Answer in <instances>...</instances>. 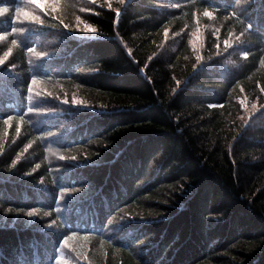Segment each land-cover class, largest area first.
Returning a JSON list of instances; mask_svg holds the SVG:
<instances>
[{
  "label": "trees",
  "instance_id": "16d2710c",
  "mask_svg": "<svg viewBox=\"0 0 264 264\" xmlns=\"http://www.w3.org/2000/svg\"><path fill=\"white\" fill-rule=\"evenodd\" d=\"M28 2L0 0V264H264V0L244 14L251 35L223 56L213 53L240 26L200 33L206 13L225 15L234 0L91 4L80 18L93 40L53 26L46 6L59 0ZM30 6L51 23L37 24ZM176 32L177 52L161 50ZM201 42L212 59L192 72ZM245 51L239 66L224 63ZM47 144L70 158L42 162ZM72 232L88 234L87 259L58 251Z\"/></svg>",
  "mask_w": 264,
  "mask_h": 264
},
{
  "label": "clouds",
  "instance_id": "9594fccd",
  "mask_svg": "<svg viewBox=\"0 0 264 264\" xmlns=\"http://www.w3.org/2000/svg\"><path fill=\"white\" fill-rule=\"evenodd\" d=\"M96 2V0H59L57 3H52L50 5H47V12L48 16H51L53 18L57 19L56 24H54V27L57 28H66L69 31L72 30H78V31H87L90 27L89 22L86 20H82L80 18V14L88 11L89 6ZM190 4L196 6V0H189ZM252 3V0H234L232 8L228 10V12L225 15H221L217 17L215 15L216 12L219 11V9H213L212 13H206L205 18H207L204 21V32L200 33L201 39L205 35V32H212L213 36H216V34L220 31V29L223 27L226 20H233L235 25L240 26L239 35L235 33V30H233V40L226 44L223 48L218 49L213 55L216 56H223L225 53H228V49L233 46V43H240V37H245L251 35V31L253 29V25L250 22H246L244 19V14L246 13L247 7ZM115 4V9H120L124 7L125 0H112L111 7L113 8ZM108 6V5H105ZM32 7L33 12L36 14L32 19L35 20L37 24H49L51 21L47 18H44V12L41 11V8L39 6H30ZM171 7H182V5L173 4ZM54 10V11H53ZM9 14V10L6 8L0 6V16ZM185 13H181V18H183ZM197 23H201V21H198ZM188 24H185V27H188ZM18 34L24 33L26 31V28L19 27L15 30ZM191 35V33H189ZM181 36V32L172 33L171 36L169 34L166 35L165 41L171 39L173 41L172 44L164 43L160 45V49L164 50L165 47H168L169 50L173 53L177 52V48L179 45V41L176 39L177 37ZM201 41V40H200ZM14 43V42H13ZM192 47V52H197V48L192 46V41L189 40L187 42ZM15 47H18V45H14ZM36 48H32L26 51V56H31L34 52H36ZM13 49L12 48H6L3 56L9 57L12 54ZM199 51L202 53L201 55H197L195 57L194 63H192L191 68L192 72L204 61L212 59V55L205 56L203 53L206 51V46L203 42L200 43ZM47 51H39L38 56L40 55H47ZM153 55H156V53H153ZM233 54H228L226 59L224 60V63L227 65L232 66H239V64L248 58V53L241 52L239 54V59H233ZM189 59V57H185V60ZM10 67L15 68L16 65H10ZM95 70V69H93ZM35 79V78H33ZM187 79V76L182 77L179 81H177V89L179 86ZM43 81L46 82V85L51 87L53 90H60L62 91V85L63 81L59 79L54 78H47L43 79ZM31 91V87L29 89ZM37 95H40L41 93L37 91ZM53 94V93H49ZM33 97L30 95L29 99H32ZM68 101H65L67 103ZM73 103H83L82 101L73 100ZM209 107H213V105H209ZM257 109L255 106H253V111H256ZM30 112H36L37 114L43 113V112H52L55 111V109H44V108H36V109H29ZM247 120H244V123L241 124V128L244 127V124H247ZM31 121L26 120V125L30 124ZM60 129H57L55 132H44L41 133L39 136H35V141H42L44 138L48 136H52L56 134V132H59ZM19 134V133H18ZM234 139V137H233ZM28 147L27 145L25 146ZM229 151H231V143H228L226 145ZM43 152V158L42 162L44 163H51L53 160L56 159H65L70 158L67 156L60 155L61 152H64L65 149H61L59 147H55L51 144L43 145L40 149ZM255 158V157H254ZM46 215V213H44ZM128 218L127 215L121 216L119 219H109L105 225L106 228H108L109 225L113 224H119L121 221H124ZM58 221V218H57ZM109 231H111L110 228H108ZM88 234H85L83 237L76 232H72L69 235L63 237V239L60 242V246L58 251L64 252L65 254L68 252H79V255L87 259L86 255V247L89 243L88 240ZM75 238V239H73ZM82 241V242H81ZM103 249L98 248L95 249L93 255H102ZM56 264H72L71 259H60L56 261ZM89 264H94L93 260H89Z\"/></svg>",
  "mask_w": 264,
  "mask_h": 264
},
{
  "label": "rangeland",
  "instance_id": "374dc122",
  "mask_svg": "<svg viewBox=\"0 0 264 264\" xmlns=\"http://www.w3.org/2000/svg\"><path fill=\"white\" fill-rule=\"evenodd\" d=\"M39 1V0H38ZM103 5H108L107 7H111V4H112V0H99ZM127 2V1H126ZM125 2V4H126ZM48 4V2H42V4ZM28 4H30V2H28ZM114 7H115V4H114ZM82 19V18H81ZM89 30V29H88ZM83 31V34L86 35V36H90V35H93L95 30L94 29H91L90 31ZM87 38V37H86ZM85 38V39H86Z\"/></svg>",
  "mask_w": 264,
  "mask_h": 264
},
{
  "label": "snow or ice",
  "instance_id": "6c2138e0",
  "mask_svg": "<svg viewBox=\"0 0 264 264\" xmlns=\"http://www.w3.org/2000/svg\"><path fill=\"white\" fill-rule=\"evenodd\" d=\"M5 123H7V121H5ZM28 215H32V212H29Z\"/></svg>",
  "mask_w": 264,
  "mask_h": 264
}]
</instances>
